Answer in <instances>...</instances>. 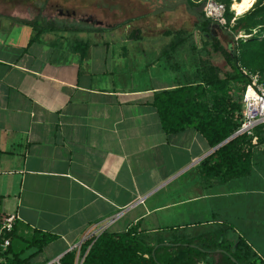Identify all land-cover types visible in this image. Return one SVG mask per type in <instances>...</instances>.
<instances>
[{"label":"crops","instance_id":"0c3cea01","mask_svg":"<svg viewBox=\"0 0 264 264\" xmlns=\"http://www.w3.org/2000/svg\"><path fill=\"white\" fill-rule=\"evenodd\" d=\"M35 35L0 21V218L19 217L13 246L24 264H58L106 224L136 228L149 246L229 226L264 260V187L243 183L254 165L227 182L204 178L217 149L194 128L164 132L152 105L187 80L141 86L122 51H30ZM34 232L54 237L38 254L25 248Z\"/></svg>","mask_w":264,"mask_h":264},{"label":"trees","instance_id":"16d2710c","mask_svg":"<svg viewBox=\"0 0 264 264\" xmlns=\"http://www.w3.org/2000/svg\"><path fill=\"white\" fill-rule=\"evenodd\" d=\"M214 1L225 5L223 27H218L204 17V0H184V4L191 13L195 8L202 9L195 13L198 25L214 40H217V29H227L232 35L241 33L246 37L245 40L234 41L228 50L218 41L213 43L214 51L225 59L231 70L221 72L216 66L202 63L192 79H186L188 83L156 93L152 104L164 132L173 134L194 128L211 148L230 138L240 127L242 106L236 95L248 83L243 69L264 74V0H257L248 12L235 20L234 13L230 11L235 0ZM28 25L36 32L33 42L46 32L59 30L43 27L37 22ZM183 33L186 31L183 30ZM171 34V31L166 32V35ZM130 38L140 39L133 33ZM186 39L178 38L177 43H172L169 50L162 52V56L171 58L170 51L176 52ZM90 47L88 41H76L73 51L79 52L81 59H84ZM254 137L256 145L252 144L251 138L238 136L215 150L200 165L203 177H218L221 182H227L248 176L252 170L255 148L264 145V125L255 128ZM136 231L133 228L125 233L104 232L84 242L79 251L73 249L65 254L58 264H77V257L78 264H264V260L242 237H229L232 231L229 226H221L193 237H176L168 244L151 246ZM14 232L10 235L11 244L2 258L8 262L11 255L10 264L28 263L29 258L20 259L21 253L15 252ZM53 239V236L34 232L30 239L24 240L25 248H36L35 254H38Z\"/></svg>","mask_w":264,"mask_h":264},{"label":"rangeland","instance_id":"374dc122","mask_svg":"<svg viewBox=\"0 0 264 264\" xmlns=\"http://www.w3.org/2000/svg\"><path fill=\"white\" fill-rule=\"evenodd\" d=\"M25 3L26 6L33 3L35 7L21 8V15L13 16V21L21 24L36 21L43 27L59 29L40 35L31 45L30 51H73L76 41L90 42L88 51H122V60L129 62L133 59L138 63L141 86L160 83L168 80L166 78L170 79V83L177 79L184 81V74L188 75L187 78L192 77L202 63L216 66L221 72H228L231 68L227 66L225 59L214 51V41H218L228 50L234 41L246 39L241 33L232 35L227 29H217V40H214L198 25L195 13L202 9L195 8L191 13L187 10L184 0H25ZM232 4L230 11L234 13ZM56 8L74 10L77 16L63 18ZM6 10L7 7L3 6L4 12L0 15L6 14ZM87 17L101 21L102 25L79 20ZM238 17L234 14V19ZM0 21L8 23L5 17H1ZM25 30L30 35L31 32ZM183 30L186 33H183ZM167 31L172 34L166 35ZM178 32L183 34L178 35ZM132 33L140 39L132 40ZM181 37L187 38L186 42L180 45L176 52L170 51L171 58L161 56L162 52L169 50L170 45L177 43ZM94 44L99 47L94 48ZM177 74L179 76H173ZM253 165L252 177L243 183H247L249 188H263L264 184L261 183L264 179V145H259L254 150ZM261 215L264 216V209ZM206 230L205 227L187 230L183 236H190L187 233L192 236ZM179 232H176L175 237H178ZM162 237L170 238V234H163Z\"/></svg>","mask_w":264,"mask_h":264},{"label":"built area","instance_id":"2783aa9c","mask_svg":"<svg viewBox=\"0 0 264 264\" xmlns=\"http://www.w3.org/2000/svg\"><path fill=\"white\" fill-rule=\"evenodd\" d=\"M225 10V5L214 0H204L203 2L204 17L211 20L218 27H223L225 25ZM234 20H232V24ZM242 72L247 77L248 83L244 86L243 90L236 95L237 99L241 102L242 117L240 120V127L234 133V136H246L251 138L252 144L256 145L257 142L254 137L255 128L264 125V74L259 72L251 73L244 69ZM18 221L19 217L16 214L5 215L0 218V249L6 250L10 246V235L13 233ZM106 225L96 230L85 241L100 236L105 231ZM79 248L80 245L74 247V249L77 250H79ZM0 264H6L1 257Z\"/></svg>","mask_w":264,"mask_h":264},{"label":"flooded vegetation","instance_id":"af4514ba","mask_svg":"<svg viewBox=\"0 0 264 264\" xmlns=\"http://www.w3.org/2000/svg\"><path fill=\"white\" fill-rule=\"evenodd\" d=\"M26 5L27 4L25 3V0H0V8H2V10H3V6L7 7V10L5 11L6 14H4L2 16L0 15V18L5 17L8 20H12L11 18H13V16L21 15V8H23V7L30 8L33 6L35 7V5L33 3L28 4L30 6H26ZM53 7H57V6H53ZM2 10L0 11V14H1V12H4ZM56 11L63 18H76V16H77L76 11L69 10L67 8L66 9H62V8L57 9L56 8ZM79 20L102 25L101 21H98V20L94 19L93 17L79 18ZM12 22H16V20L15 21L12 20Z\"/></svg>","mask_w":264,"mask_h":264},{"label":"clouds","instance_id":"9594fccd","mask_svg":"<svg viewBox=\"0 0 264 264\" xmlns=\"http://www.w3.org/2000/svg\"><path fill=\"white\" fill-rule=\"evenodd\" d=\"M233 7L234 10L237 12V15L239 16L251 7V0H244V3H241L239 5H233Z\"/></svg>","mask_w":264,"mask_h":264},{"label":"bare ground","instance_id":"6f19581e","mask_svg":"<svg viewBox=\"0 0 264 264\" xmlns=\"http://www.w3.org/2000/svg\"><path fill=\"white\" fill-rule=\"evenodd\" d=\"M256 1L257 0H251V7L249 9H247L246 11H244L242 14H240L239 17L242 16V15H244L246 12H248L254 6V4L256 3ZM241 3H244V0H239V1H236L235 0L233 2V4H232V10L234 11V14H236V16H238V15H237V12L234 10L233 5H239Z\"/></svg>","mask_w":264,"mask_h":264},{"label":"water","instance_id":"95a60500","mask_svg":"<svg viewBox=\"0 0 264 264\" xmlns=\"http://www.w3.org/2000/svg\"><path fill=\"white\" fill-rule=\"evenodd\" d=\"M234 138H235V136H234V134H233L230 138L226 139V140L223 141L221 144H219L218 146H216L215 149H218L219 147L223 146L224 144H226L227 142H229L230 140H232V139H234Z\"/></svg>","mask_w":264,"mask_h":264}]
</instances>
